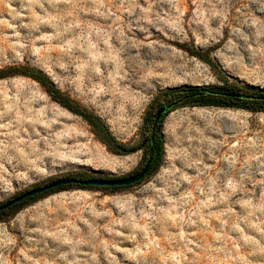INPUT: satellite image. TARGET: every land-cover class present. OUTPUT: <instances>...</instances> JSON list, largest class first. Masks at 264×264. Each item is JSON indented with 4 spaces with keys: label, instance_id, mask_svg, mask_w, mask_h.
Masks as SVG:
<instances>
[{
    "label": "rangeland",
    "instance_id": "374dc122",
    "mask_svg": "<svg viewBox=\"0 0 264 264\" xmlns=\"http://www.w3.org/2000/svg\"><path fill=\"white\" fill-rule=\"evenodd\" d=\"M30 66L138 147L167 90L264 91V0H0V70ZM157 169L61 188L0 215V264H264V112L183 106ZM115 152L35 81L0 79V205L62 178H125Z\"/></svg>",
    "mask_w": 264,
    "mask_h": 264
},
{
    "label": "trees",
    "instance_id": "16d2710c",
    "mask_svg": "<svg viewBox=\"0 0 264 264\" xmlns=\"http://www.w3.org/2000/svg\"><path fill=\"white\" fill-rule=\"evenodd\" d=\"M15 76L27 77L38 83L55 103H57L59 106H61L71 114L82 118V120H84L91 127L94 134L98 136L103 143L108 144L115 152L125 154V153H133L138 149L147 148V157L145 163L148 160H150V164L146 175H149L152 172H154L155 169L158 168L161 162L163 155V140L160 136V129L163 119L173 109L183 106H199V107H219L226 109H242L251 112H264V91L263 90L246 91L243 90V88L237 84H226L222 89H219L218 91L210 90L202 87H185V88L167 90L162 94L166 102L164 104H160L157 110L151 114V118L149 120L148 119L146 120L147 124L151 122L150 133L148 138L143 140V142L139 146L140 148L138 147L127 148L124 145L119 144L114 140L113 136L111 135L105 124L96 115L91 113L86 108L82 107L78 102L73 100L70 96L62 93L58 88L55 87V85L51 82V80L41 71L32 68L30 66L9 67L0 70V79H4L6 77H15ZM161 108H164V113L158 118L157 113ZM69 186H74V185H69ZM69 186H64L61 188H65ZM78 187L84 189H96V190H107V189L117 190V189L128 188V187H121V188L98 189V188H85L82 186H78ZM61 188H58L53 191H57ZM33 198L35 197L29 198L11 207L6 211L16 209L17 207L23 205L26 201L31 200ZM6 211L0 212V215L4 214Z\"/></svg>",
    "mask_w": 264,
    "mask_h": 264
},
{
    "label": "water",
    "instance_id": "95a60500",
    "mask_svg": "<svg viewBox=\"0 0 264 264\" xmlns=\"http://www.w3.org/2000/svg\"><path fill=\"white\" fill-rule=\"evenodd\" d=\"M164 113V108H161L158 113L157 117L159 118ZM150 164V160H148L145 165L143 166L142 170L132 176L125 177V178H110V179H101V178H93L87 180H79L74 178H62L55 180L49 184H46L42 187L35 188L29 191L22 193L21 195L7 201L6 203L0 205V212L6 211L11 207L29 199L32 197H36L41 194H45L47 192H51L58 188L74 185V186H82L85 188H121V187H129L133 186L140 181H142L148 171Z\"/></svg>",
    "mask_w": 264,
    "mask_h": 264
}]
</instances>
